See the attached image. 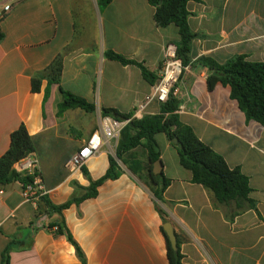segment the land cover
<instances>
[{"label":"crops","instance_id":"0c3cea01","mask_svg":"<svg viewBox=\"0 0 264 264\" xmlns=\"http://www.w3.org/2000/svg\"><path fill=\"white\" fill-rule=\"evenodd\" d=\"M186 8L188 25L199 35L191 44L192 62L175 85L180 120L248 177L256 208L227 220L207 189L192 182L191 171L180 165L177 150L160 132L154 136L160 173L169 180L163 201L144 178L142 149L136 158L141 175L127 167L97 185L95 195L52 210L45 200L59 205L82 197L106 172L118 140L88 159L87 175L82 170L70 174L64 163L97 128L102 107L133 115L159 79L165 44L175 43L179 34L172 23L156 25L147 0H111L102 9L97 0H20L0 15V156L9 147L10 133L24 124L35 142L31 155L44 198L26 201L16 179L0 184V263L12 241L9 264H169L161 209L180 240L184 264H264V125L245 118L229 86L217 82L208 88L209 72L196 63L201 56L222 63L236 54L264 61V0H188ZM65 46L70 49L59 84L43 79L32 91L31 78ZM107 49L142 63L153 82L138 66L105 57ZM59 86L91 102L94 111L68 108L57 116ZM159 107L153 99L136 118Z\"/></svg>","mask_w":264,"mask_h":264},{"label":"trees","instance_id":"16d2710c","mask_svg":"<svg viewBox=\"0 0 264 264\" xmlns=\"http://www.w3.org/2000/svg\"><path fill=\"white\" fill-rule=\"evenodd\" d=\"M154 7L153 19L157 26L165 27L174 24L178 29L179 39L176 45L177 57L184 66L191 64V44L199 34L193 32L187 22L189 12L186 8L188 0H147ZM111 0H97L99 9L107 6ZM3 32L0 28V39ZM70 47L65 46L58 52L52 61L42 70L35 73L31 78V90L38 91L41 81L45 79L47 85L59 84L63 67V58ZM104 56L116 60L121 64H134L141 70L143 77L153 82L154 75L140 62L128 58L112 50H105ZM196 63L207 68L209 74L206 78L208 88H212L217 82L230 88V98L237 101L239 109L247 120H254L264 125V61H250L244 54H236L226 61L220 63L208 56H201ZM62 99L57 104V116L68 108H81L87 112L94 111V105L84 98L77 96L59 86ZM47 93V90L46 92ZM179 99L170 93L168 99L160 103L159 111L155 114H145L140 118L131 117L130 113H121L112 107H102V115H111L119 119L130 120L122 128L117 145L115 157H109V167L98 179L92 181L85 195L72 198L59 205L47 204L52 210L61 211L71 203L79 202L84 197L93 196L96 186L107 178H116L120 167L117 159L122 161L134 173L141 175V162H129L124 155L134 148L140 146L146 154L145 165L146 178L155 185L153 193L155 197L163 201V191L169 180L161 173L152 172L153 162L159 158V149L155 140V134L164 133L173 147L177 150L179 163L182 167L191 171L192 182L201 184L210 194L212 203L223 210L225 218L232 221L236 215L245 209H255V201L249 196L251 187L248 177L243 174L238 166L230 167L223 156L213 150L209 145L201 141L191 126L183 123L178 114ZM172 139H177L176 143ZM35 150L34 139L27 132L24 124H20L10 133L8 149L0 156V184H7L16 179L22 187L31 183L34 175L18 173L13 165ZM37 169V168H35ZM38 171V170H37ZM82 171L87 175L85 169ZM35 170V174H36ZM40 198H44L41 195ZM162 222L167 221L166 213L159 209ZM56 231L62 232L58 225ZM165 238L166 255L169 264H184L183 255L180 250V240L176 239L173 247L161 226ZM68 240L74 245L77 255L84 261L83 254L78 244L67 233ZM12 241L2 251L1 263L9 264V250Z\"/></svg>","mask_w":264,"mask_h":264},{"label":"built area","instance_id":"2783aa9c","mask_svg":"<svg viewBox=\"0 0 264 264\" xmlns=\"http://www.w3.org/2000/svg\"><path fill=\"white\" fill-rule=\"evenodd\" d=\"M20 0H4L2 5V13L9 11L15 3ZM0 14V15H1ZM187 68L177 57L176 45L167 43L164 47L163 64L159 79L155 83L151 93L138 105L131 117H136L146 107L151 100L164 102L168 99L170 93L176 95V83L183 71ZM130 120L119 119L111 115H99L97 128L82 143L80 148L75 151L64 163V166L70 174L82 170L83 165L93 155L97 154L105 143L111 140L117 141L124 125ZM36 159L31 154L16 162L14 167L18 173H27L34 175L31 183H27L22 187V196L26 201L35 203L36 200L44 194L41 186V177L37 171ZM36 170V174H35ZM2 193V189H0Z\"/></svg>","mask_w":264,"mask_h":264},{"label":"water","instance_id":"95a60500","mask_svg":"<svg viewBox=\"0 0 264 264\" xmlns=\"http://www.w3.org/2000/svg\"><path fill=\"white\" fill-rule=\"evenodd\" d=\"M172 142L173 143H176L177 142V139H172ZM160 168H161V160L159 158H157L154 162H153V168H152V172L154 174H158L160 173ZM162 228H163V231L165 233V235L167 236L170 244L175 247V244H176V237H175V233L173 231V227H172V224L170 221H165L163 224H162Z\"/></svg>","mask_w":264,"mask_h":264},{"label":"rangeland","instance_id":"374dc122","mask_svg":"<svg viewBox=\"0 0 264 264\" xmlns=\"http://www.w3.org/2000/svg\"><path fill=\"white\" fill-rule=\"evenodd\" d=\"M161 137H162V136H161L160 134L157 135V139H158V141H160ZM142 149H143V148H141V147L138 146L134 151H130V152L126 153V154L124 155V157H125L126 160H128L129 162H135V161L138 160V159H136V158H141V150H142ZM112 156L115 157V152H113V155H112ZM140 162H141V161H140ZM117 163H118V165H119V167H120V170L127 168V165L124 164L122 161H120V160H118V159H117Z\"/></svg>","mask_w":264,"mask_h":264}]
</instances>
